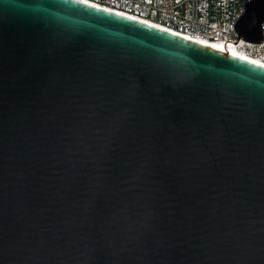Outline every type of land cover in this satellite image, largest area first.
I'll list each match as a JSON object with an SVG mask.
<instances>
[{"label": "water", "instance_id": "water-1", "mask_svg": "<svg viewBox=\"0 0 264 264\" xmlns=\"http://www.w3.org/2000/svg\"><path fill=\"white\" fill-rule=\"evenodd\" d=\"M263 23L249 2L239 39ZM0 264H264V67L0 0Z\"/></svg>", "mask_w": 264, "mask_h": 264}, {"label": "built area", "instance_id": "built-area-1", "mask_svg": "<svg viewBox=\"0 0 264 264\" xmlns=\"http://www.w3.org/2000/svg\"><path fill=\"white\" fill-rule=\"evenodd\" d=\"M154 23L193 38L231 45L248 57L264 63V23L262 41L254 43L238 37L237 25L254 0H82Z\"/></svg>", "mask_w": 264, "mask_h": 264}, {"label": "bare ground", "instance_id": "bare-ground-1", "mask_svg": "<svg viewBox=\"0 0 264 264\" xmlns=\"http://www.w3.org/2000/svg\"><path fill=\"white\" fill-rule=\"evenodd\" d=\"M79 1H81V2H83V3H85V4H88V5L94 6V7H96V8H100V9H103V10H107V11H109V12H114V13H116V14H119V15H122V16H126V17L131 18V19H133V20H136V21H138V22H142V23H144V24H148V25H150V26H153V27H155V28H159V29H162V30H166L167 32H170V33L175 34V35H177V36H180V37L186 38V39H188V40H191V41L197 42V43L202 44V45H205V46H209V47H211V48H215V49H217V50H220V51L225 52V53H227V54H230V55H232V56L238 57V58H240V59H243V60H246V61H249V62H251V63H254V64H257V65H260V66L264 67V63H262V62H260V61H258V60H254V59L248 57L246 54H244L243 52H241V50L237 49V48H236L235 46H233V45H231L230 48H228V47H225V46L223 45L222 42H213V41L206 40V39H200V38L189 37V36L182 35V34H180V33H177V32H174V31H171V30H169V29L163 28V27H161V26H159V25H156V24H154V23H150V22H148V21H144V20H141V19L133 18V17L128 16V15H125V14H123V13H120V12H117V11H113V10H110V9H106V8L100 7V6H98V5H94V4L88 3V2H86V1H82V0H79Z\"/></svg>", "mask_w": 264, "mask_h": 264}]
</instances>
